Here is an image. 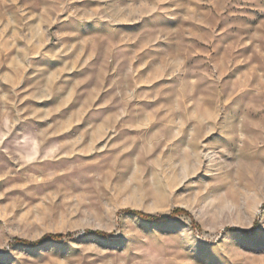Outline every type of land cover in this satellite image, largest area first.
<instances>
[{"label": "rangeland", "instance_id": "374dc122", "mask_svg": "<svg viewBox=\"0 0 264 264\" xmlns=\"http://www.w3.org/2000/svg\"><path fill=\"white\" fill-rule=\"evenodd\" d=\"M0 264H264V0H0Z\"/></svg>", "mask_w": 264, "mask_h": 264}, {"label": "trees", "instance_id": "16d2710c", "mask_svg": "<svg viewBox=\"0 0 264 264\" xmlns=\"http://www.w3.org/2000/svg\"><path fill=\"white\" fill-rule=\"evenodd\" d=\"M126 213L136 215V216H138L144 220H147L150 222H155V223L169 222L172 219H174L175 217L183 214V215L188 216L191 219L192 228H198V224L193 220V218L190 216V214L183 209H176L171 214L166 215V216H151V215H146V214L139 212V211H132V210H128V211H126ZM97 234H99L105 238L109 237L108 234H103V233H99V232ZM67 237H71V236L69 234H67V235L54 234V235L44 236L42 239L37 240L35 242H30V241H25V240H16V243L22 244V245L27 246V247L34 248V247L40 246L44 242H59V241L63 240L64 238H67Z\"/></svg>", "mask_w": 264, "mask_h": 264}]
</instances>
